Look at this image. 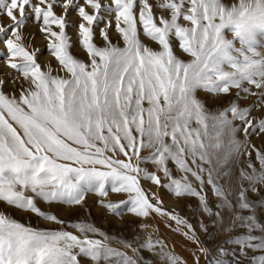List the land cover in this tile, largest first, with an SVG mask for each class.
I'll return each instance as SVG.
<instances>
[{
  "label": "snow or ice",
  "instance_id": "snow-or-ice-1",
  "mask_svg": "<svg viewBox=\"0 0 264 264\" xmlns=\"http://www.w3.org/2000/svg\"><path fill=\"white\" fill-rule=\"evenodd\" d=\"M29 19L39 23L55 69L26 44ZM261 37L264 0H0V43L12 70L0 71V264H145L144 249L154 253L149 264H188L151 233L134 246L86 217L72 225L77 233L38 206L42 199L83 207L91 192L113 215L159 214L199 243L193 225L166 210L144 179L197 197L218 223L214 193L229 222L246 229L233 234L243 257L264 264V223L243 214L253 208L248 192L264 190V144L251 140L264 138ZM76 44L87 62L72 53ZM110 191L127 198L113 201ZM9 208L65 227L25 225Z\"/></svg>",
  "mask_w": 264,
  "mask_h": 264
},
{
  "label": "rangeland",
  "instance_id": "rangeland-1",
  "mask_svg": "<svg viewBox=\"0 0 264 264\" xmlns=\"http://www.w3.org/2000/svg\"><path fill=\"white\" fill-rule=\"evenodd\" d=\"M104 2L107 3L109 0H104ZM77 18V13H70V19L76 20ZM68 32L69 35L72 36L73 41H75L76 29L69 28ZM25 34L28 36V39L25 42L29 49L39 50L37 56L42 67L50 62L55 69L57 67V62L51 57L50 50L47 48V40L45 36L39 32V23L29 19L25 27ZM261 41L264 42V37H261ZM97 43H100L99 38H97ZM120 43L122 44V41ZM3 49L4 46L0 43V71L7 74L12 70L5 65ZM71 51L75 56L87 62L88 57L79 44H76ZM13 87L14 86L9 83L5 90L8 91L13 89ZM251 100L252 97H249L246 101H242V103H250ZM208 103L209 107H214L210 98ZM251 140L257 147L264 144V138L260 136H252ZM244 159L247 161L248 157H245ZM256 163L257 167H259L258 161ZM148 167H150V170H155L154 166L148 165ZM172 167L173 174L179 178V170L174 166ZM241 167L246 168L247 164L237 165L238 169ZM249 171H251V169H249ZM235 176H239L238 171H236ZM164 182L166 183L167 181L165 180ZM221 183H225V181L222 180ZM141 184L146 190L155 192L156 195L163 200V207L166 210L173 212L193 225L199 243L190 240L183 235V233L189 231V229L180 226V231H177V224L175 221L159 214H153L148 218H137L124 209L119 216L113 215L108 212L107 209L101 207L98 203L100 197L91 192L88 194L87 202L83 207H73L60 202H53L50 204L42 199H38V206L49 214H54L59 218L65 219L67 221L66 230L77 233L78 230L72 227V225L85 219V217L88 222L93 223L102 231L111 235L114 239L134 243V246L138 244L142 238L151 233L154 238H159L164 241L166 244V251L173 252L183 260L187 261L188 264H194L195 257H199V264H206V261L215 260L216 258L223 259L224 264H236L237 259L243 258L244 264H249L251 257H243V254L239 251V246L234 242L236 236L233 235L234 233H239L242 236L243 234H246V229L239 226V221H235L234 223L229 222L232 219L229 215L230 210L219 207L220 201L214 193L208 192L209 204L212 207L213 212L220 211L222 213L223 219L218 223H213V221L218 218L205 212L197 197H177L170 189L156 186L146 179L141 180ZM243 187H248L247 181L243 182ZM258 187L264 189V185H259ZM232 196L233 194L230 192V199ZM248 196L253 203V208L243 210V214L247 216L255 213L257 218L264 223V207L261 206L262 202H264V190L255 192L250 190ZM108 198L113 201H119L126 199L127 196L126 194H115L110 191ZM8 214L12 215L15 219L25 225H30L42 230L65 227L64 225H57L53 221L46 220L34 213L23 210L9 208ZM144 223L148 225L147 228L142 226ZM201 225H206L208 231L205 232ZM256 234L258 235L259 233L257 232ZM229 236L233 237L232 242L228 241ZM96 238H99L98 234H96ZM201 246L208 249V253L200 252L199 248ZM121 248L124 250L122 245ZM220 248H222L223 251H220ZM128 251L130 253V250ZM252 251L253 253L258 254V250L254 249ZM141 255L145 258V264H149L154 253L144 249L142 250ZM160 264H163V261H161ZM251 264H255V261L252 260Z\"/></svg>",
  "mask_w": 264,
  "mask_h": 264
}]
</instances>
